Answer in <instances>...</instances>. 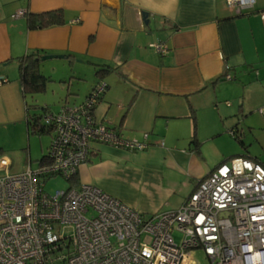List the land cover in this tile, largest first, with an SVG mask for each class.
Here are the masks:
<instances>
[{"label":"crops","instance_id":"0c3cea01","mask_svg":"<svg viewBox=\"0 0 264 264\" xmlns=\"http://www.w3.org/2000/svg\"><path fill=\"white\" fill-rule=\"evenodd\" d=\"M55 9L63 13L62 24L28 28L26 12ZM33 50L65 56L69 75L89 78V88L96 64L115 68L103 78L106 89L92 116L147 146L91 143L78 181L150 216L179 208L219 164L211 165L201 150L205 136L233 127H225L216 104L217 84L249 68L264 90V0L241 13L223 0H0V129L13 139L17 134L20 146L28 144L29 134L16 58ZM46 67L53 72L68 66ZM224 74L232 79L223 80ZM193 134L200 154L191 148Z\"/></svg>","mask_w":264,"mask_h":264},{"label":"built area","instance_id":"2783aa9c","mask_svg":"<svg viewBox=\"0 0 264 264\" xmlns=\"http://www.w3.org/2000/svg\"><path fill=\"white\" fill-rule=\"evenodd\" d=\"M223 1L240 13L255 3ZM103 85L86 105H64L46 117L55 124L50 161L13 173L10 160L0 157V264H198L196 249L213 264H264V165L254 159L221 163L179 208L150 216L92 184L45 190L49 178L76 173L93 142L128 150L147 146L87 114Z\"/></svg>","mask_w":264,"mask_h":264},{"label":"rangeland","instance_id":"374dc122","mask_svg":"<svg viewBox=\"0 0 264 264\" xmlns=\"http://www.w3.org/2000/svg\"><path fill=\"white\" fill-rule=\"evenodd\" d=\"M62 62L68 66L65 70L61 68L52 72L49 67H46L50 64H62ZM41 64L40 71L52 79L46 84L44 92L35 94L32 97L27 96L28 103L32 105L36 104L38 107L47 105L53 113H57L61 106L80 103L79 101L89 88L90 79H70L69 81L70 67L67 61L62 59H50L43 61ZM54 69H57L56 66ZM236 72L237 78L233 81H224L217 84L215 89L216 104L224 113L222 119L225 122V127L233 125L237 128L246 149L234 141L228 131L215 137L207 135L202 142L201 150L203 157L211 165L220 163L227 158L230 160L234 155L242 153L264 164V112L261 113L259 111L264 109V90H261L256 85L255 70L243 68L238 69ZM62 76H65V78L60 79ZM74 91L76 92L75 96L72 94ZM66 100L67 102H65ZM226 102H229L228 106ZM40 112L41 108L35 107L30 109L31 114H40ZM82 122H85L84 117H82ZM50 139V135L48 134L42 136L29 135L28 144L25 140L24 145L20 146L17 134H15L13 139L8 134V131L0 129V157L8 158L12 162L9 166V171L13 173L23 170L25 163L30 164L31 168L35 169L38 164L37 159L47 151ZM27 145H29L30 151L29 162L26 160ZM2 174L3 170H0V176ZM66 186L67 182L63 178L51 177L46 181L44 188L48 193L52 194L56 190L66 188ZM173 236L176 242L181 239L180 234L177 232ZM193 257L198 264H213L205 258L203 252L199 249L194 250Z\"/></svg>","mask_w":264,"mask_h":264},{"label":"trees","instance_id":"16d2710c","mask_svg":"<svg viewBox=\"0 0 264 264\" xmlns=\"http://www.w3.org/2000/svg\"><path fill=\"white\" fill-rule=\"evenodd\" d=\"M26 23L29 29H41L46 28L52 25H60L64 22V17L61 9H55V10H48L43 11L39 13H31L26 12ZM42 55L39 53V51L33 50L29 53H26L20 57L16 58V62L18 65V80L22 87V96L25 101V107H26V128L29 135H36V136H42L44 134L50 135V138L53 134L55 124L52 120H46V117L49 114H52L53 112L50 111L49 107L47 105H43L42 107H38V105L29 104L27 100V96H33L35 94H39L44 92L46 88V84L51 81V77L48 75H44L39 70V61H41L40 57ZM115 70L114 67L108 65V64H96L94 68V76L96 79V82L92 85L90 89L86 92L85 98L78 104L86 105L87 99L90 98V96L93 94V91L97 88L98 85L104 84L102 86V90L100 93H98V100L97 102L91 104L89 107V110L87 114L91 117L94 115V110L98 104L99 99L101 98L102 94L104 93L106 89V84L103 82V78L109 75L111 72ZM227 74L222 75L223 80H230L232 79L226 77ZM72 78L74 79H83L79 77H75V75L71 74ZM75 93L72 92V94ZM41 108L40 114L30 113L31 108ZM60 110V109H59ZM193 126L196 127V121L195 117L193 116ZM114 128V127H112ZM117 132L118 130L114 128ZM119 133V132H118ZM120 134V133H119ZM229 134L233 138L234 141H236L240 146L244 149H246V146L244 145L243 141L241 140L240 133L238 132L237 128L235 126L231 127L229 129ZM51 140V139H50ZM101 143V142H98ZM190 145L191 148L200 154V142L196 138V135L193 134L190 138ZM49 146L47 147V151L42 154L39 159H37V163L41 164L45 161L51 160V155L49 151ZM146 148V147H145ZM235 156H243V157H249L247 154H240ZM233 156V157H235ZM254 159V158H253ZM228 159L222 160L218 165L221 163L227 161ZM258 161L257 159H254ZM260 163V161H258ZM262 164V163H261ZM264 165V164H262ZM77 172L71 175L69 179H66V182H72L74 185L79 184Z\"/></svg>","mask_w":264,"mask_h":264},{"label":"water","instance_id":"95a60500","mask_svg":"<svg viewBox=\"0 0 264 264\" xmlns=\"http://www.w3.org/2000/svg\"><path fill=\"white\" fill-rule=\"evenodd\" d=\"M143 18L146 19L148 17V14L147 13H143L142 14ZM148 21V19H146V22ZM61 59V58H65V56L61 55V54H46V55H42L40 57V59L42 61L44 60H50V59Z\"/></svg>","mask_w":264,"mask_h":264}]
</instances>
